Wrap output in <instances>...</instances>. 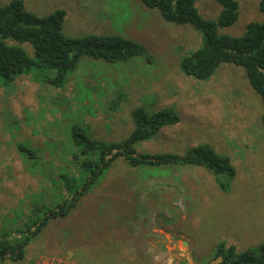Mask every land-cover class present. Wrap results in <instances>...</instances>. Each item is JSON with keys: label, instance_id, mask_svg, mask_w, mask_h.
I'll return each instance as SVG.
<instances>
[{"label": "rangeland", "instance_id": "obj_1", "mask_svg": "<svg viewBox=\"0 0 264 264\" xmlns=\"http://www.w3.org/2000/svg\"><path fill=\"white\" fill-rule=\"evenodd\" d=\"M10 1L0 0V7ZM21 1L38 17L63 11L67 37L121 36L144 46L150 61L82 58L59 89L34 71L9 84L0 79V234L23 229L32 204L53 202L59 176L79 185L73 126L119 143L131 133L137 108L171 107L179 116L177 125L138 144L137 153L183 155L206 145L229 158L235 175L229 183L220 179L228 184L223 191L203 169L138 171L117 159L70 216L30 241L22 261L2 264H86L74 247L98 254L106 239L119 240L129 264H222L219 243L236 252L264 244L263 105L243 69L224 64L204 82L184 76L179 61L200 46V36L138 0ZM236 1L238 20L221 34L240 36L263 19L261 0ZM195 6L205 19L220 11L214 0ZM7 44L34 58L29 43Z\"/></svg>", "mask_w": 264, "mask_h": 264}, {"label": "trees", "instance_id": "obj_2", "mask_svg": "<svg viewBox=\"0 0 264 264\" xmlns=\"http://www.w3.org/2000/svg\"><path fill=\"white\" fill-rule=\"evenodd\" d=\"M138 1L146 9L157 10L166 23L191 27L200 36V46L179 61V70L184 76L204 82L221 65L243 69L249 86L261 99V123L264 128V0L259 4L262 21L249 23L240 36L219 32V29L229 28L237 22L239 5L236 0H214L220 7L214 20L199 14L195 6L197 0ZM63 20V11L45 17L31 14L25 10L21 0H12L0 7V79L3 83H12L17 77L34 71L47 85L59 89L64 87L82 58L107 64L124 63L134 58L150 61L144 46L121 36L67 37L62 33ZM8 40L29 43L34 58L17 46L8 45ZM132 119L131 133L119 143L100 142L89 137L85 128H71L72 143L81 155V158L75 156L80 159L77 162L79 185L74 187V181L59 176L54 185H59L60 189L55 190L53 202L32 204L30 217L23 229L0 234V264L22 261L30 241L39 236L51 221L70 216L83 197L100 184L120 158L138 171L173 167L203 169L214 177L221 190L228 189V184L220 183V179L229 183L234 178L230 160L206 145L191 148L183 155L137 153L138 144L148 142L163 130L177 125L179 116L176 110L171 107L157 111L137 108L132 112ZM107 240L102 242L98 254L85 248L87 246L80 248L76 245V255L86 264H129L122 258L119 240H115L116 243L113 239H109L111 243ZM215 256L221 258L222 264H264V244L256 250L236 252L235 247L219 243Z\"/></svg>", "mask_w": 264, "mask_h": 264}, {"label": "water", "instance_id": "obj_3", "mask_svg": "<svg viewBox=\"0 0 264 264\" xmlns=\"http://www.w3.org/2000/svg\"><path fill=\"white\" fill-rule=\"evenodd\" d=\"M220 259V258H219Z\"/></svg>", "mask_w": 264, "mask_h": 264}]
</instances>
